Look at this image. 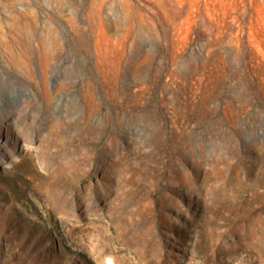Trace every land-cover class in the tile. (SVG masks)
Returning a JSON list of instances; mask_svg holds the SVG:
<instances>
[{
	"label": "rangeland",
	"instance_id": "obj_1",
	"mask_svg": "<svg viewBox=\"0 0 264 264\" xmlns=\"http://www.w3.org/2000/svg\"><path fill=\"white\" fill-rule=\"evenodd\" d=\"M0 145V264H264V0H0Z\"/></svg>",
	"mask_w": 264,
	"mask_h": 264
},
{
	"label": "bare ground",
	"instance_id": "obj_2",
	"mask_svg": "<svg viewBox=\"0 0 264 264\" xmlns=\"http://www.w3.org/2000/svg\"><path fill=\"white\" fill-rule=\"evenodd\" d=\"M6 141H8V139H7ZM6 141H5V142H6ZM0 146H1V145H0Z\"/></svg>",
	"mask_w": 264,
	"mask_h": 264
}]
</instances>
